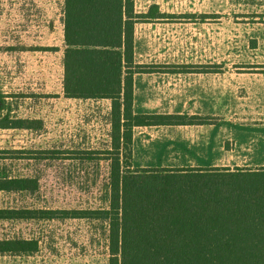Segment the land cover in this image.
I'll return each instance as SVG.
<instances>
[{
    "label": "rangeland",
    "instance_id": "obj_1",
    "mask_svg": "<svg viewBox=\"0 0 264 264\" xmlns=\"http://www.w3.org/2000/svg\"><path fill=\"white\" fill-rule=\"evenodd\" d=\"M204 1L173 0L174 15L198 16L205 12L221 16L220 44L217 30L215 37L204 31L181 34L174 43L175 63L215 65L212 69L222 79L221 98L216 104L201 103L198 114L216 119V123L197 134L184 129H158L159 139L146 146L135 141L131 163L135 169L210 168L216 163L231 170L264 167V104L258 103L256 95L257 80H264V66H255L264 65V0ZM28 2L0 0V97L5 96L6 105V110H0V121L9 112L10 119L42 118L44 128L37 133L0 129V150L46 144L59 154L55 160L39 165L23 162V166L29 164L25 172L12 160L0 161V165L10 167L12 175L40 178V201L35 200L38 207L106 209L108 103L57 100L62 96L60 53L24 52L22 47H62L61 0L32 4V14ZM188 7L195 12H188ZM48 26H52L49 34ZM135 104L137 115L168 111L165 104L144 99L137 98ZM193 135L197 141L192 144L189 140L174 144L168 140ZM140 138L150 140L144 133ZM4 206H13V202L0 193V207ZM14 233L37 240L39 251L26 257H0V264L108 263L107 224L100 221L68 219L18 226L0 223V238Z\"/></svg>",
    "mask_w": 264,
    "mask_h": 264
},
{
    "label": "trees",
    "instance_id": "obj_2",
    "mask_svg": "<svg viewBox=\"0 0 264 264\" xmlns=\"http://www.w3.org/2000/svg\"><path fill=\"white\" fill-rule=\"evenodd\" d=\"M152 10L135 15L133 0L64 3L62 98L108 103L106 209L38 207L40 178L12 175V169L2 164L0 193L9 196L13 206L0 207V223L18 226L68 219L106 223L107 264H264V167L135 169L131 165L134 127L216 123L198 115L134 114L133 75L149 71L133 66V28L140 19L161 16ZM4 99L2 95L0 110H6ZM43 128L42 118L10 119L9 112L0 121L3 130L37 133ZM58 154L54 147L34 144L0 150V161L12 160L22 165L21 171H28L29 164L23 162L39 165ZM38 251L35 239L15 233L0 238V256L26 257Z\"/></svg>",
    "mask_w": 264,
    "mask_h": 264
},
{
    "label": "crops",
    "instance_id": "obj_3",
    "mask_svg": "<svg viewBox=\"0 0 264 264\" xmlns=\"http://www.w3.org/2000/svg\"><path fill=\"white\" fill-rule=\"evenodd\" d=\"M52 1L53 0H29V2L27 3V7L30 9V12L32 14V10L30 8L32 4L38 2H47L48 4H50ZM23 3H25V1H23ZM64 3L65 0H61L60 25L62 34V47L59 49L56 46H23L25 48L24 52H44L47 54L60 53L61 73L63 68L62 60L64 50ZM211 3L214 4L215 0H211ZM173 4V0H133V12L135 15L145 16L149 13L150 9H154L152 10V12L161 15L155 16L152 19H140L134 23L133 66L141 67L149 71L146 73H135L133 75L132 80L134 114H136L134 111V105H136L135 103L137 98L140 100L144 99V101L165 104L168 109L167 114H186L198 116H201V114H198L201 103L212 105L216 104L217 101L219 102L221 98L222 79L221 75L217 74L215 69H212V67L215 68L214 64L206 65L205 63H189V65H184L175 63L176 54L174 52V43L175 39L178 38L177 36L191 32L195 34L196 32L200 33L204 31L206 33L212 34L215 37L217 30L220 44L221 16L216 14L205 15L208 14L205 12H203L204 15L198 16H175ZM175 10H177L176 7ZM181 11L185 12L186 9H181ZM187 11L193 13L195 12L190 7L187 8ZM49 22L51 25L53 24L51 21ZM216 23H218L217 28ZM51 28L52 26H48V34L52 32ZM205 66H208V68H205ZM255 66L258 69H261L264 65L257 64ZM207 70L209 72H207ZM180 71L184 73L180 74ZM260 79L263 83L259 81ZM260 79L257 80L258 90L256 92V95L258 97V103L264 104V80L262 81V78ZM250 80L251 79H249V81ZM250 91L251 89L248 90V96H250ZM58 96H60V93ZM61 98L62 96L57 97V100H60ZM262 126H264V124ZM204 127L205 126L134 127L132 129V147L135 141H139L143 145H149L151 144V142L157 141V139H159V131H157L158 129L168 130L174 128L178 132L181 129H184L191 130L192 132L197 134L198 131H200ZM208 127H212V125ZM143 133L149 135V141H145L140 138V135ZM168 140L169 143L172 144H174L175 142L187 143L189 140V142H191L192 144L194 140L197 141V136L193 135L190 137H168ZM218 166H220V164L216 163L212 167ZM222 166L228 167L227 165L223 164Z\"/></svg>",
    "mask_w": 264,
    "mask_h": 264
}]
</instances>
